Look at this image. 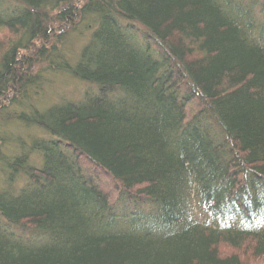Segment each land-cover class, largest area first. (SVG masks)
I'll list each match as a JSON object with an SVG mask.
<instances>
[{
  "label": "trees",
  "instance_id": "trees-1",
  "mask_svg": "<svg viewBox=\"0 0 264 264\" xmlns=\"http://www.w3.org/2000/svg\"><path fill=\"white\" fill-rule=\"evenodd\" d=\"M0 30V264H264V0H0Z\"/></svg>",
  "mask_w": 264,
  "mask_h": 264
},
{
  "label": "rangeland",
  "instance_id": "rangeland-1",
  "mask_svg": "<svg viewBox=\"0 0 264 264\" xmlns=\"http://www.w3.org/2000/svg\"><path fill=\"white\" fill-rule=\"evenodd\" d=\"M0 34H7L6 31L0 30ZM88 35V33H85ZM73 35V34H72ZM8 38H12L11 35L8 36ZM72 39H75V35L71 36ZM81 43L79 42V45H73V50H78ZM52 81L54 82L55 87V96L58 97H65V98H75V90L76 88H79V86L75 85L73 81L67 80L66 78L59 77V78H52ZM56 100V97H54L51 102H54ZM1 132V131H0ZM1 175V173H0Z\"/></svg>",
  "mask_w": 264,
  "mask_h": 264
}]
</instances>
